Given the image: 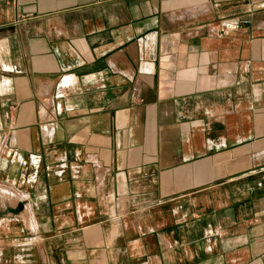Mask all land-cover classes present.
I'll return each instance as SVG.
<instances>
[{
  "label": "crops",
  "instance_id": "obj_1",
  "mask_svg": "<svg viewBox=\"0 0 264 264\" xmlns=\"http://www.w3.org/2000/svg\"><path fill=\"white\" fill-rule=\"evenodd\" d=\"M0 264H264V0H0Z\"/></svg>",
  "mask_w": 264,
  "mask_h": 264
},
{
  "label": "built area",
  "instance_id": "obj_2",
  "mask_svg": "<svg viewBox=\"0 0 264 264\" xmlns=\"http://www.w3.org/2000/svg\"><path fill=\"white\" fill-rule=\"evenodd\" d=\"M220 32H221V33H223V32H224V30L221 28V29H220Z\"/></svg>",
  "mask_w": 264,
  "mask_h": 264
}]
</instances>
